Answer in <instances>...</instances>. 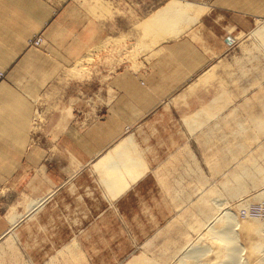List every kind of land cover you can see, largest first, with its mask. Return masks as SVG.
Wrapping results in <instances>:
<instances>
[{
  "label": "rangeland",
  "instance_id": "374dc122",
  "mask_svg": "<svg viewBox=\"0 0 264 264\" xmlns=\"http://www.w3.org/2000/svg\"><path fill=\"white\" fill-rule=\"evenodd\" d=\"M169 1L76 0L74 5L84 11L78 20L86 22L90 15L93 18L91 12L113 18L109 41L115 49L111 52V42L106 39L100 41L59 77L53 86L56 93L36 99L31 135L35 139L42 136L43 129L56 118L58 87L63 91L77 81V89L89 90L88 83H80L96 74L104 79L106 64L112 59L116 60L115 70L126 63L136 69L140 58L164 36L158 37L160 30H141L140 23ZM209 1H194L199 14L189 15L190 22L197 21ZM182 20L187 21L180 18L174 28L184 26ZM188 26H180L178 34H184ZM225 42L224 54L173 98L166 99L156 112L125 131L123 138L88 168V174L96 178L87 195L109 196L115 199L111 205L89 197L92 202L83 203L85 192L67 185L66 180L63 186H48L44 195L35 188L34 194H26L23 186L12 192L13 188L5 184L0 191V215L9 226L0 238V264H237L226 257L221 262L218 248L226 244L213 238L209 229L211 225L221 227L214 223L224 219L226 212L233 213L242 224L258 220L264 228V213H258L256 207L264 199V19L258 18L246 32L228 33ZM27 47L43 54L46 40L41 33L34 34ZM3 78L1 72L0 80ZM101 81L98 87L105 84ZM61 111L65 112L63 108ZM69 112L65 117H70ZM129 136L135 143L125 154L128 162L118 171L109 168L110 154L121 149ZM66 154V162L72 165ZM132 185L138 187L118 201ZM60 190L65 191L57 198L64 199V205L54 209ZM78 198L81 205L76 202ZM31 200L41 203L30 210L32 213L28 210ZM12 214L19 216L14 224L9 219ZM233 234L243 249L240 254L245 264H264L258 262L259 253L250 252L264 240L263 235L244 232L239 226L234 227ZM207 247L212 251L197 258L199 261L186 257Z\"/></svg>",
  "mask_w": 264,
  "mask_h": 264
},
{
  "label": "crops",
  "instance_id": "0c3cea01",
  "mask_svg": "<svg viewBox=\"0 0 264 264\" xmlns=\"http://www.w3.org/2000/svg\"><path fill=\"white\" fill-rule=\"evenodd\" d=\"M74 2L0 0V73H4L0 80V191L9 184L12 192L23 186L26 194H34V188L43 193L48 186H63L66 180L67 185L85 192L83 203L88 205L91 198L111 205L115 199L109 196H87L86 190L95 187L96 178L88 174V168L116 145L125 131L156 112L224 54L228 33L246 32L258 18L264 19V0H210L207 10L184 34L161 41L140 58L136 69L126 63L115 70L114 62H109L104 79L96 74L80 83H88L89 90L77 89L78 82L63 91L58 87L57 116L35 139L30 122L36 99L56 93L53 86L65 70L87 50L113 36V18L91 12L93 18L78 20L82 11ZM38 33L46 40L43 54L27 47L28 39ZM108 42L113 46V41ZM114 48L109 47L111 52ZM101 80L105 84L98 87ZM23 84L28 85L21 90ZM62 108L70 111V117H65ZM66 152L72 165L65 160ZM64 201L57 198L53 208ZM76 202L81 205V198ZM8 226L0 215V238Z\"/></svg>",
  "mask_w": 264,
  "mask_h": 264
},
{
  "label": "bare ground",
  "instance_id": "6f19581e",
  "mask_svg": "<svg viewBox=\"0 0 264 264\" xmlns=\"http://www.w3.org/2000/svg\"><path fill=\"white\" fill-rule=\"evenodd\" d=\"M196 1V0H194ZM193 0H170L168 3H166L165 5H163L160 9H158L156 12H154L152 15H150L149 17H147L146 19H144V21H142L140 23V27L141 30L143 31H146L147 33H151L153 31H155L156 33H158V37L160 36H165L166 34L168 33H171L172 35L168 38H174V37H178L180 34H178L179 30L181 29L180 26L183 28V27H186L187 25H190L191 24V20L189 19V15H191L192 13L194 14V12H196V8H194L196 6V3L197 2H194ZM202 1V0H201ZM204 2V1H203ZM204 4V3H203ZM201 5V4H200ZM207 6H209L207 4ZM202 8V7H201ZM200 8V9H201ZM204 8V7H203ZM202 8V9H203ZM190 10L189 13H186L184 12L183 10ZM207 10V9H206ZM200 11V10H199ZM204 11V10H203ZM201 12V11H200ZM202 13V12H201ZM192 14V15H193ZM197 14L198 11H197ZM191 15V16H192ZM97 16V15H96ZM180 18H186L187 21L185 20H182L184 22H186L184 24V26L180 25V26H177L176 28H174V22H178L180 20ZM195 18V16H194ZM198 18V17H197ZM260 19V18H259ZM193 20V18H192ZM181 22V21H179ZM194 23L196 22V19H194L193 21ZM139 24V23H138ZM140 30V32H142ZM186 32V31H185ZM166 33V34H165ZM161 37V41L167 39V38H164ZM181 36V35H180ZM123 38V37H122ZM147 40V39H146ZM109 41V40H108ZM147 42V41H146ZM112 48H114V46H111ZM123 47V46H122ZM155 47V46H154ZM157 47V46H156ZM96 48V47H95ZM115 49V48H114ZM113 49V50H114ZM151 49V47H150ZM153 49V47H152ZM122 50V49H121ZM135 50V49H134ZM112 51V49H111ZM93 53V52H92ZM126 53V52H125ZM113 54V53H112ZM147 54V53H146ZM117 56V55H116ZM106 57V56H105ZM104 57V58H105ZM144 57V56H143ZM114 58V57H113ZM124 58V57H122ZM107 60V59H106ZM129 60V59H128ZM116 61V60H115ZM115 61H111V62H115ZM149 63V62H148ZM113 65V64H112ZM109 66V65H108ZM140 66V65H139ZM111 69V68H110ZM111 71V70H110ZM109 72V71H108ZM65 73V72H64ZM66 74V73H65ZM103 74V73H102ZM63 76V75H62ZM87 78V77H86ZM81 81V80H79ZM63 82V81H62ZM77 82V81H76ZM67 83V82H66ZM60 84V83H59ZM56 85V84H55ZM71 85V84H70ZM59 86V85H58ZM65 88V87H64ZM194 90V89H193ZM86 99V98H85ZM165 105V104H164ZM70 107V106H69ZM187 117V116H186ZM88 122V121H87ZM193 137V136H192ZM35 140V139H34ZM133 142L135 143V141L133 140V136H129L128 139H127V143L124 145H122L120 148L121 149H118L115 153L113 154H110L111 156L109 157L110 158V161H108L107 163H109L107 166L115 171H118L117 169H121L123 166L126 165V163L128 162L129 158H125V154L127 152V150L129 149V146L133 144ZM135 145V144H134ZM139 149V148H138ZM109 153V152H108ZM138 154V153H137ZM138 159V158H137ZM141 164V163H140ZM130 165V164H129ZM133 165V164H132ZM138 167V166H136ZM140 167V166H139ZM124 168V167H123ZM103 170V169H102ZM105 170V169H104ZM111 170V171H113ZM125 170V169H124ZM79 171V170H78ZM114 171V172H115ZM134 172V171H133ZM126 172H124L125 174ZM100 174V173H99ZM118 175V174H117ZM140 175V174H139ZM142 175V174H141ZM245 175V174H244ZM243 175V176H244ZM122 177V176H121ZM128 177V176H127ZM131 177V176H130ZM120 178V177H119ZM124 178V177H123ZM122 178V180H123ZM135 178V177H134ZM138 178V177H137ZM244 178V177H243ZM108 179V178H107ZM111 179V177H110ZM115 179V178H114ZM130 179V178H129ZM116 180V179H115ZM105 182V181H104ZM107 183L110 182V180L106 181ZM118 182V181H117ZM121 183V182H120ZM119 183V184H120ZM111 185V183H109ZM107 185V184H106ZM121 185V184H120ZM109 186V185H108ZM113 186V184H112ZM118 185H115L114 187H116ZM71 189V188H70ZM109 189V188H108ZM112 189V188H111ZM110 190V189H109ZM113 190V189H112ZM119 191V190H118ZM109 192V191H108ZM54 194V193H53ZM88 194V193H87ZM110 193H108L109 195ZM112 194V193H111ZM260 194V193H258ZM261 194H264V191L261 193ZM113 195H114V192H113ZM84 196V195H83ZM88 196V195H87ZM80 197L82 198V196L80 195ZM86 197V196H85ZM262 197L264 198V195H262ZM257 198V197H256ZM71 199V198H70ZM43 200V199H42ZM84 200V199H83ZM26 201V200H25ZM19 202V201H18ZM38 201L36 200H31V202H29L28 204V210L29 212H31L30 210H32L36 204L38 205ZM47 202V201H46ZM39 204H41L39 202ZM25 206V205H24ZM37 207V206H36ZM257 212L260 213V214H263L264 213V199H262V201H260L258 204H257ZM35 209V208H34ZM33 209V210H34ZM40 209V207H39ZM245 211L247 213V216L249 215V206L245 207ZM32 213V212H31ZM85 213V212H84ZM77 214V213H76ZM79 214V213H78ZM83 214V212H82ZM220 214V213H219ZM81 215V214H80ZM22 216V215H21ZM64 216V215H63ZM87 216V215H86ZM8 217V216H7ZM82 217V216H81ZM225 218L222 219V217L220 219H217V221H215L214 224H221V227H217L214 225V226H210V229L209 231L211 232V235H213V238H215L216 240H220L221 242H225V246L222 248V249H219L218 248V256L217 257H221V262L223 261V259L225 258H222V257H226L227 259H234L235 262L232 261V263H237V264H245V259H242V254H240V252H242V247L237 244V242L235 241V237H234V227L236 226H239L244 232H256L258 234H261L264 236V228L262 227V225L258 224V220H256V222L254 223H248L246 222V224H242V222L240 223L239 221H237L235 215L231 212H226L225 213ZM10 221L12 222V224H14L16 221H18L19 219V216L17 215H14L12 214V216L9 217ZM70 219V218H69ZM77 219V218H76ZM84 219V218H83ZM215 219V218H214ZM254 219V218H253ZM79 220V219H78ZM77 220V222H78ZM255 220V219H254ZM81 221V220H80ZM73 222V221H72ZM20 223V222H19ZM74 223H76L74 221ZM206 226V225H205ZM209 226V225H208ZM207 228V227H206ZM11 231V230H10ZM13 233V232H12ZM206 233H208V231H206ZM204 234V233H203ZM207 235V234H206ZM205 235V236H206ZM207 237H210V236H207ZM264 238V237H262ZM263 240V239H261ZM197 243V242H196ZM209 243V242H208ZM216 243V241H215ZM255 244V243H254ZM253 244V245H254ZM252 245V246H253ZM188 246V245H187ZM241 248V249H240ZM205 250H200V251H193L189 254L186 255L187 258L189 259H199L201 256L203 255H206L208 254L207 252H210L212 251L210 247H207V248H204ZM207 249V250H206ZM214 251V250H213ZM217 252V251H215ZM250 252H256V253H259L260 254V258H259V263L260 262H263L264 261V240L263 241H260V242H257L253 247L250 248ZM253 253V254H254ZM216 255V254H215ZM197 259V261H199ZM218 259V258H217ZM220 259V258H219ZM194 260V259H193ZM258 260V259H257ZM219 261V260H218ZM189 263V262H188ZM247 263V262H246ZM187 264V263H186ZM256 264V263H255ZM258 264V263H257ZM261 264V263H260ZM263 264V263H262Z\"/></svg>",
  "mask_w": 264,
  "mask_h": 264
},
{
  "label": "built area",
  "instance_id": "2783aa9c",
  "mask_svg": "<svg viewBox=\"0 0 264 264\" xmlns=\"http://www.w3.org/2000/svg\"><path fill=\"white\" fill-rule=\"evenodd\" d=\"M35 43L39 44V42H35Z\"/></svg>",
  "mask_w": 264,
  "mask_h": 264
}]
</instances>
